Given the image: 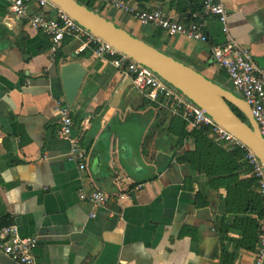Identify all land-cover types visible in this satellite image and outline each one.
Instances as JSON below:
<instances>
[{
  "label": "crops",
  "instance_id": "crops-1",
  "mask_svg": "<svg viewBox=\"0 0 264 264\" xmlns=\"http://www.w3.org/2000/svg\"><path fill=\"white\" fill-rule=\"evenodd\" d=\"M219 1L229 11L228 32L191 0H129L185 24L199 20L207 42L95 7L229 86L211 48L232 38L264 69V0ZM11 3L0 0V227L16 224L22 237L37 236V264H253L262 202L248 165L230 152L235 147L211 132L225 153L184 158L195 139H182L172 119L192 132L190 122L148 98L109 59L77 51L72 38L54 43L26 19H13ZM75 61L85 74L70 104L61 69ZM58 100L71 107L69 138L58 134ZM73 141L84 169L69 156ZM121 143L133 151L140 143V156ZM93 189L108 194L104 205L82 197Z\"/></svg>",
  "mask_w": 264,
  "mask_h": 264
},
{
  "label": "built area",
  "instance_id": "built-area-1",
  "mask_svg": "<svg viewBox=\"0 0 264 264\" xmlns=\"http://www.w3.org/2000/svg\"><path fill=\"white\" fill-rule=\"evenodd\" d=\"M92 1L130 13L140 23L162 29L169 36L182 35L199 42L208 41L203 23L200 21L185 24L169 17L160 9L136 7L130 4L129 0ZM201 3L203 15L218 17L224 25L223 31L228 32L229 11L225 5L219 0H201ZM33 4L37 6V10L32 13L30 8ZM10 14L13 19L18 21L26 19L33 29L41 31L54 43L72 38L79 42L77 51L91 49L97 57L109 59L117 69L130 76L136 88L151 100L168 107L173 116H182L195 128L209 126L218 141L241 149L243 151L242 160L248 165L250 174L256 181L262 202L253 264H264V166L243 142L219 126L202 109L194 105L151 69L92 35L48 0H12ZM211 57L225 71L232 89L244 97L251 106L252 114L264 138V69L254 62L248 48L232 38H228L223 44L213 46ZM56 109L60 118L58 134L60 137L69 138L73 130L71 107L68 103L58 100ZM69 156L80 161L81 169L85 168L84 153L75 141L71 144ZM82 197L89 198L96 205H104L109 199L108 194L101 189H93L89 195ZM37 245L38 237H22L16 224L0 227V250L20 264H37L34 254Z\"/></svg>",
  "mask_w": 264,
  "mask_h": 264
},
{
  "label": "water",
  "instance_id": "water-1",
  "mask_svg": "<svg viewBox=\"0 0 264 264\" xmlns=\"http://www.w3.org/2000/svg\"><path fill=\"white\" fill-rule=\"evenodd\" d=\"M48 1L101 41L151 69L219 126L243 142L264 166V138L251 106L244 97L192 65L141 39L79 0ZM84 74L85 70L76 61L61 69L65 94L70 104L74 102ZM120 149H128L132 155L134 153L136 157L140 156V143L134 151L127 143H121ZM120 155L125 158L123 153ZM0 264L20 263L0 250Z\"/></svg>",
  "mask_w": 264,
  "mask_h": 264
},
{
  "label": "trees",
  "instance_id": "trees-1",
  "mask_svg": "<svg viewBox=\"0 0 264 264\" xmlns=\"http://www.w3.org/2000/svg\"><path fill=\"white\" fill-rule=\"evenodd\" d=\"M80 2L86 4L89 6L91 9L93 6L92 0H87V2H84V0H79ZM194 8L193 10L196 12H203V7L201 0H191ZM94 10V9H93ZM193 21H199L196 19H193ZM191 21V22H193ZM155 45V44H153ZM172 125L174 126L175 132L182 137H187L188 135H192L195 139V149L194 151H185L184 153V158H187L191 161H193L194 155H198V160L199 158H203L205 155H210L212 152H215L217 154H222L225 153V149L221 144H217L213 141V136L211 137V128L209 126H201L199 128H195L192 130V132L186 131V122L183 121L179 117H173L172 119ZM181 127V130H176V126ZM179 131V132H178ZM221 143V142H220ZM232 154L238 157H243V151L237 147H235L232 151H230ZM243 161V160H242ZM244 162V161H243ZM245 163V162H244ZM246 164V163H245ZM247 165V164H246ZM7 223H4L6 225Z\"/></svg>",
  "mask_w": 264,
  "mask_h": 264
},
{
  "label": "rangeland",
  "instance_id": "rangeland-1",
  "mask_svg": "<svg viewBox=\"0 0 264 264\" xmlns=\"http://www.w3.org/2000/svg\"><path fill=\"white\" fill-rule=\"evenodd\" d=\"M84 2H87V0H84ZM93 2V6H92V8L94 9V10H97L96 9V7H95V5H97L94 1H92ZM98 11V10H97ZM106 16V15H105ZM121 27H123L124 28V26L122 25V24H119ZM139 37V36H138ZM141 39H143V40H145V41H147V42H149V43H151V44H155V46H157L158 48H160L159 46V44H157V42H155V41H153L152 39H150V38H144V37H140ZM170 54H171V52L170 51H168ZM172 55H174L175 57H177V58H180V57H178V56H176L175 54H172ZM228 87H230V88H232V86L231 85H229Z\"/></svg>",
  "mask_w": 264,
  "mask_h": 264
}]
</instances>
